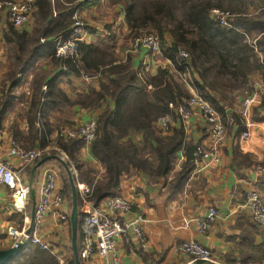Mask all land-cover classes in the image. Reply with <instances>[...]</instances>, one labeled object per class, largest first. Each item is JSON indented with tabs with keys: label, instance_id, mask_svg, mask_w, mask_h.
I'll return each mask as SVG.
<instances>
[{
	"label": "crops",
	"instance_id": "crops-1",
	"mask_svg": "<svg viewBox=\"0 0 264 264\" xmlns=\"http://www.w3.org/2000/svg\"><path fill=\"white\" fill-rule=\"evenodd\" d=\"M90 3L92 4L81 11L78 10L86 24L85 31L79 38L81 42L109 51L114 57L113 64L129 61L130 67L138 76H154L158 68H167L175 77L173 65L162 53L134 50L129 45L130 41L125 42L128 40V26L124 19L123 4H113L110 0H91ZM7 18V8L0 6V160L29 179L30 169L35 162L23 164L9 154V149L12 142L26 149L32 147L29 146L30 140L14 136H29L28 117L32 115V101L41 100L51 79L59 75L56 87L70 102L67 103L63 98L60 105L47 115L53 131L47 138L50 145L44 149L53 150V140L58 128L81 124L93 114L98 116L103 110L113 109L114 99L107 95L95 105L83 106L80 100L88 97L96 99L100 83L107 84L114 75L102 71L75 75L64 69L61 63L55 64L45 56L36 59L26 69L24 62H16L17 47L8 31ZM33 22L34 18H30L21 28L16 29L30 36L34 28ZM118 29L120 32L115 31ZM111 30L116 34L110 36ZM193 76L197 78L195 73ZM233 94L236 96L232 101L218 99V102L236 115L241 92L235 91ZM251 119L247 138H240L244 130L238 134L239 125L237 128L228 127L220 146V163L207 168L195 167L179 189L173 188L170 182L182 165V152L178 153L174 169L167 180H152L149 175L134 169L121 177L115 192L133 202L132 211L125 214L114 212L103 200L98 206L105 213L127 221H131L136 213L141 214L144 221L140 227L146 242L145 248L141 247L131 232L128 242L118 239L116 252L121 264H196V261L178 250V245L188 240L208 247L212 252L211 262L215 264L261 263L264 255V231L252 222L248 210L243 206V198L248 186L256 188L264 198V173L257 170L258 166L264 164V89L261 91L259 104L253 108ZM34 126H39L38 121H35ZM180 126L194 145L210 144L207 124L198 110H194L187 124L174 115L168 132ZM133 139L139 142L142 134H134ZM33 146H39L38 142L35 141ZM76 158L81 171L87 168L92 171V180L104 178V168L92 156L90 146L82 145ZM48 170L56 174V191L64 194V179L59 163L56 160L49 161L35 171V201L38 199L39 182ZM88 189L87 183L79 185L80 192ZM29 202L30 211H26V214L15 212L11 206V190L0 184V249L12 245V238L7 234L8 227L21 229L25 226V219H31L34 204L30 198ZM210 206L218 210V218L206 233H199L193 219L204 216ZM37 234L43 242L49 244V249L43 250H48L57 261V256H60L64 264H69L73 256L69 216L68 219L61 220L54 209H49L39 224ZM84 264L112 262L95 251Z\"/></svg>",
	"mask_w": 264,
	"mask_h": 264
},
{
	"label": "trees",
	"instance_id": "trees-1",
	"mask_svg": "<svg viewBox=\"0 0 264 264\" xmlns=\"http://www.w3.org/2000/svg\"><path fill=\"white\" fill-rule=\"evenodd\" d=\"M229 1L223 5L222 0H110L113 4L123 3L124 19L133 37L143 30L159 35L163 57L181 73L189 69L196 91L222 115L224 108L218 99L232 101L233 93L245 87L250 74L261 67L258 54H264V13L247 15L234 12L237 16L231 28L222 27L211 18L210 9L213 7L228 8L232 12L238 10ZM54 2L34 1L36 26L30 36L26 32H19L9 23L8 31L17 47V64L24 62L27 69L36 59L45 56L55 64L61 63L64 69L75 75L96 71L114 75L107 84L100 83L96 99L88 97L80 100L83 106H88L97 104L105 95L114 99L113 109L103 110L96 115V137L90 145L92 156L104 168V178L93 183L91 170L80 171L76 158L82 146L79 140H58L54 145L66 154L68 165L72 163L78 172L74 177L78 203L77 252L80 264H84L87 258L81 253L83 199L78 185H89L85 192L86 199L97 205L115 193L121 177L128 175L132 169L149 175L152 180H167L178 153L182 152V165L170 182L173 188L179 189L195 168L192 156L195 145L187 139L182 126L172 128L168 134H159L153 128L158 116L170 112L181 98L189 96L167 68H158L154 76H138L129 61L113 64L114 57L109 51L81 41H78L77 59L54 56L57 44L69 37L73 15L78 10V7L67 9L63 6L56 9ZM90 2L87 0L82 6H89L92 4ZM180 49L188 52L189 60L178 55ZM58 78L59 75L51 79L41 100L32 101V115L28 117L29 136L14 135L15 138L30 140L29 146H33L35 141L41 148L50 145L47 138L53 127L47 115L60 105L63 98L70 102L56 87ZM35 121H38V127L34 126ZM237 122L240 134L245 127L239 119ZM137 133L142 134L139 142L133 139ZM49 161L54 159L46 162ZM59 166L64 179L63 195L68 200L70 211L71 188L64 167L60 163ZM30 206L29 202L27 212ZM201 262L197 261L196 264ZM9 264H58V261L48 250L28 242ZM69 264H74L73 256Z\"/></svg>",
	"mask_w": 264,
	"mask_h": 264
},
{
	"label": "built area",
	"instance_id": "built-area-1",
	"mask_svg": "<svg viewBox=\"0 0 264 264\" xmlns=\"http://www.w3.org/2000/svg\"><path fill=\"white\" fill-rule=\"evenodd\" d=\"M35 0H5L4 6L7 8L8 20L14 28H21L31 17L34 11ZM85 7V6H84ZM77 12V11H76ZM73 16V23L70 27V34L67 39L60 41L55 47L54 56L57 58L77 59L78 41L81 34L85 31L86 25L77 16ZM210 16L222 27H232V17L229 11L218 8L210 9ZM131 48L134 50L145 49L151 54L161 53V40L155 32H141L130 41ZM178 55L189 60L190 56L184 49H180ZM262 72L254 78L251 92L246 95L239 104L237 114L234 115L228 108H224L223 115L205 100L196 91L193 84V77L187 69L181 73L174 67L179 82L189 93L188 97H183L170 112L164 113L157 118L155 125L160 129H170L173 116L176 115L180 121L187 124L194 113L198 110L204 122L207 124L209 145L196 144L192 153L195 167L207 168L217 165L221 161L220 146L224 141L228 127L237 128L239 119L245 129L240 138L245 139L249 135L248 128L252 124V111L259 103L261 91L264 89V54L260 56ZM169 61V60H168ZM170 62V61H169ZM171 63V62H170ZM97 116L91 115L86 121L78 125H64L57 129L55 141L79 140L81 145L90 146L96 137ZM55 145V144H54ZM53 150L60 152L61 156L65 153L56 146ZM46 148L39 146L33 148H23L12 142L9 154L18 158L23 164H32L40 160L46 154ZM259 172L264 173V164L257 167ZM0 184L7 186L11 190V206L13 210L20 214H26L30 198L29 182L22 173L9 167L4 161L0 160ZM86 192V191H85ZM85 192L82 195V212L84 219L81 224L83 232L82 255L89 258L95 251L101 256L109 258L112 264H121L116 252L118 239L129 241L130 232L135 235L141 247L145 248L146 242L141 230V222L144 218L136 213L131 221L120 219L112 214L105 213L98 204L86 199ZM104 204L114 212L130 213L133 202L118 192L103 199ZM243 206L248 210L252 222L264 231V198L253 186H248L244 190ZM49 209H54L56 215L61 219H68V200L56 191V174L48 170L39 182L38 199L35 201L33 218L25 219V226L21 229L13 226L8 227L7 234L12 238L13 247L25 237L28 242L39 245L41 249H49V244L43 242L37 234L39 224L44 219ZM218 218V210L210 206L206 214L195 218L193 221L197 225L199 233H206L210 225ZM31 227L29 235H25V230ZM178 250L192 258L194 261H212L211 250L194 240L182 241L178 245ZM59 264H64V260L57 256Z\"/></svg>",
	"mask_w": 264,
	"mask_h": 264
},
{
	"label": "rangeland",
	"instance_id": "rangeland-1",
	"mask_svg": "<svg viewBox=\"0 0 264 264\" xmlns=\"http://www.w3.org/2000/svg\"><path fill=\"white\" fill-rule=\"evenodd\" d=\"M3 1H5V0H0V6L1 7H4V4H3ZM55 2V4H56V9H57V7H59V6H63V7H66L67 9L68 8H71V7H78V10L79 11H81L82 9H84V8H86V7H84V6H82V4H84L85 3V1H87V0H54ZM222 2H223V5H227L228 3H230V1L229 0H222ZM231 3L232 4H234L237 8H238V10H233V12L230 10V9H225V8H220V7H213V8H218V9H220V10H225V11H229L230 13H232L234 16L232 17V26H233V24H234V20H235V17L237 16V13H234V12H238V11H240V12H242V14H247V15H252V14H261V13H264V0H231ZM123 4V3H122ZM88 8V7H87ZM78 10H77V12H76V16L83 22V23H85V20H84V17L83 16H80V14L78 13ZM76 11V10H75ZM74 11V12H75ZM78 13V14H77ZM35 14H36V6L34 7V11L32 12V14H31V17L30 18H34V22H33V25L34 26H36V20H35ZM54 16H55V13H54ZM74 16V15H73ZM7 20H8V18H7ZM8 22H9V20H8ZM10 23V22H9ZM86 25V24H85ZM231 28V27H230ZM115 31H118V32H120V30L118 29V30H115ZM144 32H149V31H146V30H143ZM111 32V34H110V36L111 35H113V34H116V33H113L112 32V30L110 31ZM150 32H154V31H150ZM156 33V32H155ZM125 34V33H124ZM254 35H255V33H254ZM117 36V35H116ZM126 37H127V39L128 40H125V42L126 41H131V39L133 38V36H132V34L129 32V30H128V33H126ZM167 39H168V37H167ZM130 45V44H129ZM263 55V54H262ZM258 56H261V55H259L258 54ZM260 58V57H259ZM260 64H261V67L259 68V70H256L255 72H253L252 74H250V76H249V78H248V82H247V85L245 86V87H243V88H240V89H238V90H236V92L237 91H239V92H241V95H239V99H240V101L242 100V98H244L246 95H248L250 92H251V90H252V87H253V82H254V78L255 77H257V76H259L260 74H261V72H262V63H261V59H260ZM171 74V73H170ZM172 75V77L176 80V81H178L179 82V79H178V76L175 74V77H174V75L173 74H171ZM180 83V82H179ZM235 96H236V94H233L232 95V98L234 99L235 98ZM259 102H260V99H259ZM239 104H240V102H239ZM259 104V103H258ZM257 105V104H256ZM255 105V106H256ZM254 106V107H255ZM161 115H163V114H161ZM160 115V116H161ZM159 117V116H158ZM157 117V118H158ZM157 121V119L153 122V128H154V130L157 132V133H159V134H168L169 132V129H160V128H157L156 127V125H155V122ZM59 139H56V141H55V139L53 140V143L54 144H56V142L58 141ZM33 147H35V146H32L31 148H33ZM37 147V146H36ZM51 151H54V153L53 154H57V155H59L60 157H62L61 156V154H60V152H57L56 150H49V151H47L46 152V154H50V152ZM45 154V155H46ZM66 162L68 161V157L66 156V154H65V156H63L62 157ZM69 166H70V168L72 169V172H73V174H74V177L75 176H77V174H78V172H77V170L74 168V166H73V164L72 163H70L69 164ZM86 170H88V168L87 169H84V170H80L81 172H85ZM90 170V169H89ZM79 171V172H80ZM90 177H91V174H90ZM97 180H101V178H97V179H93V183H95ZM78 188H79V185H78ZM28 204H29V202H28Z\"/></svg>",
	"mask_w": 264,
	"mask_h": 264
},
{
	"label": "water",
	"instance_id": "water-1",
	"mask_svg": "<svg viewBox=\"0 0 264 264\" xmlns=\"http://www.w3.org/2000/svg\"><path fill=\"white\" fill-rule=\"evenodd\" d=\"M49 159H54L58 161L64 167L67 173L69 185L71 188V208L69 211V222H70V230H71L70 243H71V249L73 252L74 264H80V259H79L78 252H77L78 203H77L76 183L74 180V174L72 172V169L62 157H60L57 154H46L40 160H38L32 165L30 169V173H29V179H28L30 199H31L32 204H35V192H34L35 171L38 167H40L44 162L48 161ZM32 218H33V211L31 213V219ZM30 231H31V227H28L25 230V235H29ZM27 243L28 241L26 240L25 237H23L17 243V246L15 247L11 246L6 249H0V264H9L10 262H12L14 258L17 257L21 253L22 249L26 246ZM199 264H215V263H212L210 261H203ZM260 264H264V259L261 261Z\"/></svg>",
	"mask_w": 264,
	"mask_h": 264
}]
</instances>
